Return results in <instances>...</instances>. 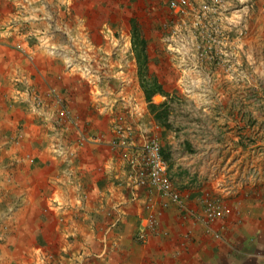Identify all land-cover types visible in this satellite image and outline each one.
<instances>
[{
  "label": "crops",
  "instance_id": "0c3cea01",
  "mask_svg": "<svg viewBox=\"0 0 264 264\" xmlns=\"http://www.w3.org/2000/svg\"><path fill=\"white\" fill-rule=\"evenodd\" d=\"M29 1L31 18L21 30L23 0H0V264H264V165L238 190L208 184L228 209L211 232L195 217L204 193L197 186L181 192L171 180L183 196L180 207L149 185L128 183L147 134L135 124L150 123L157 137L163 131L146 111L129 22L140 16L138 8L167 14L168 0ZM263 12L264 0H255L251 32ZM118 26L128 49L114 45ZM50 46L91 57L89 77L76 64L68 69ZM168 73L159 81L164 90L171 87ZM63 109L76 126L58 122ZM118 123L135 130L127 148L111 144ZM80 135L91 140L80 145ZM57 138L71 161L52 152ZM244 168L248 173L239 161L229 174L239 180ZM149 212L157 216V233L137 242Z\"/></svg>",
  "mask_w": 264,
  "mask_h": 264
},
{
  "label": "rangeland",
  "instance_id": "374dc122",
  "mask_svg": "<svg viewBox=\"0 0 264 264\" xmlns=\"http://www.w3.org/2000/svg\"><path fill=\"white\" fill-rule=\"evenodd\" d=\"M135 11L140 14L136 18L149 40V72L160 81L164 77L162 72L169 71L167 81L171 87L165 91L171 95V129L162 128V133L157 137L150 123L138 122L135 125L144 128V133L149 136L153 134L157 137L161 148L168 153V166L171 165L168 174L179 191L185 192L188 189L190 192L194 186L199 191L203 190L204 193L197 195L196 205L204 196H216L222 200V197L208 190L211 188L208 184L222 183L230 188L235 186L238 190V186L243 185L244 178H256L259 165H264V12L252 32L247 22L242 49H238L236 53L238 65L236 70L227 72L222 69L184 70L185 63L166 49L164 39L168 28L165 24L171 17L169 10L167 9V14L164 10L160 12L154 9L138 8ZM122 33V26L115 28L114 45L128 49V39ZM67 47L56 49L50 46L49 51L53 55L62 52L63 59H69L72 65L76 64L74 67L79 68L81 77H89L92 63L88 60L91 57L78 58ZM129 51L131 52L130 47ZM183 84L186 85V90ZM156 96V103L163 101L161 96ZM146 111L149 113L147 105ZM250 117L252 119H248ZM239 161L250 170L247 173L244 168L243 174L239 170L241 176L238 180L229 173L237 167ZM225 168L228 172L226 175L222 173ZM226 211L228 212L227 207ZM226 211L224 217L227 215ZM222 218L223 216L220 220Z\"/></svg>",
  "mask_w": 264,
  "mask_h": 264
},
{
  "label": "built area",
  "instance_id": "2783aa9c",
  "mask_svg": "<svg viewBox=\"0 0 264 264\" xmlns=\"http://www.w3.org/2000/svg\"><path fill=\"white\" fill-rule=\"evenodd\" d=\"M31 5L29 0H23L21 5L17 4L20 27L29 22ZM254 6L255 0H168L167 7L171 17L165 24L168 28L164 39L166 49L185 63L184 70L222 69L231 72L238 65L236 53L242 49L247 22ZM29 12L30 14H27ZM56 55L64 56L62 52ZM65 64L68 69L73 67L69 59H65ZM29 92L31 91L25 90V94ZM50 94L53 95V91ZM17 96L19 97V94ZM34 100L35 108L41 106L39 99ZM62 119L76 126L66 109L62 110L58 122ZM137 130L141 134L144 133V128L137 127ZM134 132L131 126L116 124L111 144L114 147H129ZM90 140V137L80 135L78 143L84 145ZM51 149L57 157L69 155L70 158L66 160L71 161L72 152L59 142V138ZM161 149L157 137L148 134L144 136L138 148L140 166L128 176V183L133 187L149 185L162 198L184 207L182 194L173 188L168 174V163L163 159ZM198 205L200 212L195 214V217L207 232H211V226L225 214L226 206L216 196H204L200 198ZM141 222L142 225L134 238L137 242L144 243L149 236L157 233L158 219L154 212H149Z\"/></svg>",
  "mask_w": 264,
  "mask_h": 264
},
{
  "label": "trees",
  "instance_id": "16d2710c",
  "mask_svg": "<svg viewBox=\"0 0 264 264\" xmlns=\"http://www.w3.org/2000/svg\"><path fill=\"white\" fill-rule=\"evenodd\" d=\"M130 50L136 66L138 83L142 90L148 112L154 123L165 130L171 129L169 122L170 108L169 102L171 95L166 92L157 77L149 72V57L147 51V40L143 34L140 24L135 18L130 19ZM24 28L21 27V30ZM159 95L163 101L156 103L154 97ZM163 159L168 163L169 155L162 148ZM171 165L169 164L168 170Z\"/></svg>",
  "mask_w": 264,
  "mask_h": 264
},
{
  "label": "water",
  "instance_id": "95a60500",
  "mask_svg": "<svg viewBox=\"0 0 264 264\" xmlns=\"http://www.w3.org/2000/svg\"><path fill=\"white\" fill-rule=\"evenodd\" d=\"M157 96L154 97V99H156Z\"/></svg>",
  "mask_w": 264,
  "mask_h": 264
}]
</instances>
